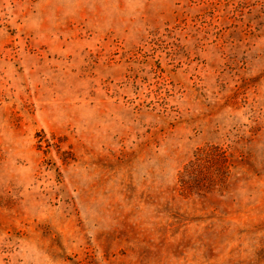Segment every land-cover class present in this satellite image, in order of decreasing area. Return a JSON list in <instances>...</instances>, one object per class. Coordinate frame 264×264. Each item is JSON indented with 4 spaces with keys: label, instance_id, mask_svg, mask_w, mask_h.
Returning a JSON list of instances; mask_svg holds the SVG:
<instances>
[{
    "label": "rangeland",
    "instance_id": "1",
    "mask_svg": "<svg viewBox=\"0 0 264 264\" xmlns=\"http://www.w3.org/2000/svg\"><path fill=\"white\" fill-rule=\"evenodd\" d=\"M0 264H264V0H0Z\"/></svg>",
    "mask_w": 264,
    "mask_h": 264
}]
</instances>
